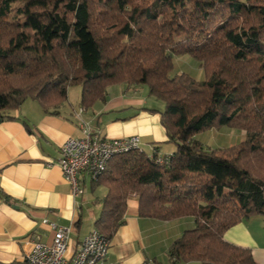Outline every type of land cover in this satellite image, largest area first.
Here are the masks:
<instances>
[{"label":"trees","instance_id":"obj_1","mask_svg":"<svg viewBox=\"0 0 264 264\" xmlns=\"http://www.w3.org/2000/svg\"><path fill=\"white\" fill-rule=\"evenodd\" d=\"M180 56L203 79L175 73ZM115 85L145 86L163 104L149 111L175 151L110 159L94 229L111 241L136 195L140 218H194L169 264H256L223 234L264 217V0H0V123L27 99L48 112L77 86L88 109ZM224 127L245 139L213 150L195 140Z\"/></svg>","mask_w":264,"mask_h":264},{"label":"crops","instance_id":"obj_2","mask_svg":"<svg viewBox=\"0 0 264 264\" xmlns=\"http://www.w3.org/2000/svg\"><path fill=\"white\" fill-rule=\"evenodd\" d=\"M182 72L192 74L175 64V73ZM200 73L199 67L197 80ZM71 89L56 109L45 112L37 101L27 99L18 110L8 112L12 120L0 123V264L23 260L33 241L51 243L53 233L42 224L43 219L71 228L67 256L94 230L106 189L81 174L83 193L75 198L55 164L64 141L82 137L81 122L110 139L138 136L139 149L148 156L156 152L161 158L175 151L161 126L160 114L149 111H160L163 104L150 97L145 86H111L105 100L88 109L80 105V91L70 94ZM194 226L193 217L170 222L140 218L138 198L132 195L127 200L125 223L110 241L101 264H169L167 249ZM223 239L248 249L256 264H264V217L237 223L225 231Z\"/></svg>","mask_w":264,"mask_h":264},{"label":"built area","instance_id":"obj_3","mask_svg":"<svg viewBox=\"0 0 264 264\" xmlns=\"http://www.w3.org/2000/svg\"><path fill=\"white\" fill-rule=\"evenodd\" d=\"M80 129L82 137L66 139L55 161L75 198L83 193L79 180L81 174L96 182L104 173L110 159L138 149L140 144L138 136L120 139L104 137L91 129L86 122L80 123ZM157 161L162 160L158 158ZM42 224L53 233L51 243L33 241L23 260L9 264H101L105 260L111 244L97 230L94 229L86 235L71 255L67 256L71 228L47 219H43Z\"/></svg>","mask_w":264,"mask_h":264},{"label":"rangeland","instance_id":"obj_4","mask_svg":"<svg viewBox=\"0 0 264 264\" xmlns=\"http://www.w3.org/2000/svg\"><path fill=\"white\" fill-rule=\"evenodd\" d=\"M185 60H189V62H191V64L186 63ZM175 64H177V66H180V68H182V70L184 71H191L190 73H192L191 75L195 78L197 77L195 73H199V67H196V65L198 64L195 60H193L192 58H190L189 56H180L177 57L175 59ZM194 67H193V65ZM200 79H203V74L202 71L200 73ZM196 79V78H195ZM72 89L70 90V94H72L73 92H76L79 90L81 93V89L80 87L74 86L71 87ZM144 88V87H143ZM152 105V104H149ZM223 139H225V141H223ZM245 139V133L243 131H238V130H233V129H228V128H220V129H213L210 130L208 132L202 133L200 135H197L195 137V140L199 143H201L203 145V147H210V150L213 147H222L225 148L230 144H237L241 141H243ZM220 145V146H216V145Z\"/></svg>","mask_w":264,"mask_h":264}]
</instances>
